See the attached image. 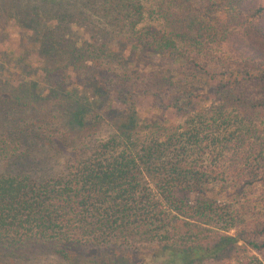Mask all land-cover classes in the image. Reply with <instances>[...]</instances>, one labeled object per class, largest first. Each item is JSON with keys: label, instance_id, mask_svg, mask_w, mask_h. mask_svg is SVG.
I'll return each instance as SVG.
<instances>
[{"label": "trees", "instance_id": "obj_1", "mask_svg": "<svg viewBox=\"0 0 264 264\" xmlns=\"http://www.w3.org/2000/svg\"><path fill=\"white\" fill-rule=\"evenodd\" d=\"M0 1L4 258L264 264V0Z\"/></svg>", "mask_w": 264, "mask_h": 264}, {"label": "rangeland", "instance_id": "obj_2", "mask_svg": "<svg viewBox=\"0 0 264 264\" xmlns=\"http://www.w3.org/2000/svg\"><path fill=\"white\" fill-rule=\"evenodd\" d=\"M1 4V1H0ZM9 23V24H7ZM0 25H2V22L0 21ZM4 31V32H3ZM1 33H4L3 36L0 37V51L7 49V51H19L20 48V40L21 39V30L20 28H17L13 21L10 20L9 22L6 21V27L0 29ZM236 41L238 43V46L243 47L244 51H249V50H255L260 53H264V45L259 41V39L253 35L252 33L247 34L246 36H242V32H238L236 35ZM29 61L32 63H36L31 57H29ZM37 64V63H36ZM203 104L208 103V99H204L202 101ZM163 104H165L163 102ZM136 109L138 111V114L141 118H147V119H152L154 117H165L168 120L173 119V112L169 109H163V107L156 108L154 107L152 103V99L148 96L141 97L136 101ZM253 253V252H252ZM251 252H248L247 254L244 255V259L248 260L252 256H255L256 254ZM4 254L0 250V262L4 264H67L65 261H63L61 258L57 257L54 254H45L37 259H29L25 261L26 263H21L16 261L15 259H10L8 257L4 258L2 255ZM255 254V255H254ZM258 256V255H256ZM147 261V262H146ZM148 259H145V262L143 264H150L148 262ZM155 264H164L162 262V259H157Z\"/></svg>", "mask_w": 264, "mask_h": 264}]
</instances>
